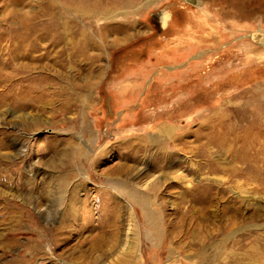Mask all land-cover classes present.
<instances>
[{
    "label": "rangeland",
    "instance_id": "rangeland-1",
    "mask_svg": "<svg viewBox=\"0 0 264 264\" xmlns=\"http://www.w3.org/2000/svg\"><path fill=\"white\" fill-rule=\"evenodd\" d=\"M96 1L0 0V264H264V0Z\"/></svg>",
    "mask_w": 264,
    "mask_h": 264
},
{
    "label": "bare ground",
    "instance_id": "bare-ground-1",
    "mask_svg": "<svg viewBox=\"0 0 264 264\" xmlns=\"http://www.w3.org/2000/svg\"><path fill=\"white\" fill-rule=\"evenodd\" d=\"M70 8L74 12V15H73L72 19L68 18V17H65L67 19H66L65 22L62 23V36L65 39L67 38V40L71 42L72 49L70 50L69 54H66L63 51V49L60 48L61 50H58V54L61 55L62 57L69 56L70 60L75 61V60H78L79 58L84 56L83 54H84L85 49L87 47L83 46L82 43H81L82 35L78 36L75 33L74 35L71 34L72 36L69 37L68 27H76L75 23H78V22H82L84 24V20H81V19H83V17L84 18L87 17V18H85V20L86 19H90L89 15H91V14L93 15L95 13H99L103 17L110 16V15H112L114 13L115 8H114V5H112L111 3H106L105 6H102L96 0H78L77 4L74 7H67L66 10L69 12ZM54 12H57V11H54ZM28 13H29V15H31L33 12L29 11ZM24 15L23 14H18V17H20L22 19V21H23V18L25 20ZM33 17H34V14H32L31 18H33ZM57 36L60 37L61 34L60 35L58 34ZM76 36H78L79 38L76 40V42L73 43V40L76 38ZM86 46H88L90 48H95V44H93V43H87ZM228 110H230V109H228ZM241 118L243 119V121L246 120V122H245L246 126L245 127L247 129L238 132V130L235 131L234 129L236 127H238V124H239L238 122L242 121ZM221 124L222 125L220 127L222 128V130L224 132V135L226 137L227 143L232 142L233 140L237 139V137L240 136L241 133H243L244 131L249 132V133L253 132V134L255 136L259 137L261 134L264 135V108L257 109V108H254V107L246 106V107H243V108L230 110L229 112H227V115L224 116L223 121H222ZM242 172H244V171H242ZM151 218H154V217L151 216ZM151 218L148 219V222L152 220ZM104 233H107V231H104ZM104 233H103V235H105Z\"/></svg>",
    "mask_w": 264,
    "mask_h": 264
}]
</instances>
